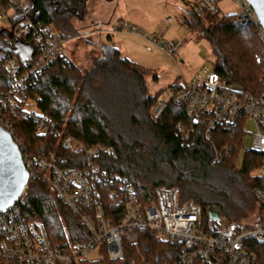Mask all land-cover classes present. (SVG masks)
<instances>
[{"label": "trees", "instance_id": "trees-1", "mask_svg": "<svg viewBox=\"0 0 264 264\" xmlns=\"http://www.w3.org/2000/svg\"><path fill=\"white\" fill-rule=\"evenodd\" d=\"M27 2L28 17L52 26L60 38L70 40L77 35L75 21L85 19L89 0ZM0 8L9 10L10 1L0 0ZM13 16L12 27L24 20L18 11ZM184 23L209 43L214 72L226 86L249 94L262 92L264 45L254 28L239 25L235 16H201L193 9L188 10ZM8 37L12 38L10 31H0V94L4 95L12 88L6 60L17 58L21 71L28 72L36 57L32 43L15 41L9 46ZM148 79L158 82L159 76L155 70L123 58L109 36L108 44L101 48L100 56L93 57L87 70L65 57L42 74L30 75L25 105L51 120L64 138L87 148L112 147L116 157L101 156L98 164L108 174L125 178L144 206L156 204L158 188H178L179 203L199 205L204 222L210 211L232 222H244L259 210L255 190L264 187V177L253 175L264 163V155L244 150L245 123L222 127L208 138L203 123L197 124L182 106L169 105L154 119L151 111L160 95L150 93ZM16 130L31 159L55 154L64 168L83 166L84 153L64 149L60 135L36 136L35 125L29 121H17ZM218 155L223 156L221 162H215ZM99 188L107 218L120 222L126 211L124 201L113 196L116 184L105 182ZM22 209L25 220L44 225L54 244L88 240L79 218L42 179L31 180ZM124 253L123 262H112L104 254L100 261L82 264H174L177 260L175 247L153 232L141 235L136 246L125 244Z\"/></svg>", "mask_w": 264, "mask_h": 264}, {"label": "built area", "instance_id": "built-area-1", "mask_svg": "<svg viewBox=\"0 0 264 264\" xmlns=\"http://www.w3.org/2000/svg\"><path fill=\"white\" fill-rule=\"evenodd\" d=\"M9 1V10L0 8V22L17 11L23 14L24 20L11 26L12 38H6V43L12 46L15 41L30 42L36 50V57L28 72L21 71L17 58L6 60L5 68L11 77L12 88L10 93L0 94V127L19 147L30 182L34 179L46 182L70 213L79 218L88 240L54 244L43 224L25 220L22 209L25 192L9 211L0 212V264H82L92 261L93 254H99L101 258L105 254L112 262H123L124 245L136 246L139 237L147 232H153L158 239L175 247L177 260L174 264H264V187L255 190L259 210L251 222H232L220 216L218 220L209 217L204 222L199 205L179 203L178 188H158L156 204L144 206L125 178L108 174L98 164L101 156L116 157L112 147L97 145L87 148L70 137L64 138L55 130L51 120L40 116L32 106L25 105L29 76H38L57 60L64 59L68 40L60 38L52 26L28 17L27 0ZM222 1L228 0H198L195 10L201 16H219L218 5ZM230 1L238 9L237 23L254 28L264 45V28L253 8L246 0ZM122 31L124 28L118 27L112 32ZM129 32L145 38L134 27ZM150 43L174 61L184 46L183 43L158 45V39ZM203 75L204 80L200 83H188L181 78L165 89L152 108V117L159 119L169 105L182 106L197 124L203 123L208 138L222 127H235L243 121L244 150L264 155V70L261 77L263 90L259 94L226 86L214 71L205 70ZM17 121L33 122L36 136L60 135L64 149L84 153L83 166L64 168L55 154L31 159L17 137ZM250 121L256 128L253 133L248 125ZM229 153L230 150L226 155ZM222 160L223 156L218 155L215 162ZM260 171L264 172V163ZM258 176L264 177V174ZM105 182L116 184L117 191L113 196L125 204V216L118 223L107 218L99 188Z\"/></svg>", "mask_w": 264, "mask_h": 264}, {"label": "rangeland", "instance_id": "rangeland-1", "mask_svg": "<svg viewBox=\"0 0 264 264\" xmlns=\"http://www.w3.org/2000/svg\"><path fill=\"white\" fill-rule=\"evenodd\" d=\"M197 4L198 0H115L110 3L89 0L85 19L74 23L77 35L67 41L65 57L82 71L87 70L93 57L100 56L101 48L108 44V37L112 36L123 58L157 72L158 82L147 80L152 95H161L181 78L188 83H200L204 80L203 72L214 71L215 64L209 43L190 31L184 23L188 10H195ZM218 7L221 12L219 18L235 16L238 12L230 0L222 1ZM12 15L10 13L0 22V31L11 30ZM122 17L124 26L120 20ZM118 27H124L125 31L113 33ZM133 27L145 38L130 33ZM153 39L159 40L158 45L183 43L184 46L174 61L150 43ZM248 125L251 126L250 132H255L253 122ZM255 172L253 175L264 174L259 169ZM256 213L244 222L253 221ZM91 260L97 262L101 257L93 254Z\"/></svg>", "mask_w": 264, "mask_h": 264}, {"label": "water", "instance_id": "water-1", "mask_svg": "<svg viewBox=\"0 0 264 264\" xmlns=\"http://www.w3.org/2000/svg\"><path fill=\"white\" fill-rule=\"evenodd\" d=\"M256 12L261 26L264 28V0H246ZM30 182L19 147L11 136L0 127V212L9 211L26 192ZM215 220L219 215L209 212Z\"/></svg>", "mask_w": 264, "mask_h": 264}, {"label": "crops", "instance_id": "crops-1", "mask_svg": "<svg viewBox=\"0 0 264 264\" xmlns=\"http://www.w3.org/2000/svg\"><path fill=\"white\" fill-rule=\"evenodd\" d=\"M120 20H121V22H122V26H124V22H123V17H122V19L120 18ZM124 28V27H123ZM112 37V36H111ZM112 41H113V43L116 45L117 43H115V41H114V39L112 38ZM117 46V45H116ZM120 51V50H119ZM121 52V51H120ZM121 54H122V52H121Z\"/></svg>", "mask_w": 264, "mask_h": 264}]
</instances>
